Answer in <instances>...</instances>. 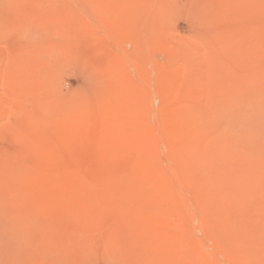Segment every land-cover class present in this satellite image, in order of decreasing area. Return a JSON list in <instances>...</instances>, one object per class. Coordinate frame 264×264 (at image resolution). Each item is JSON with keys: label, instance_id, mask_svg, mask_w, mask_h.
<instances>
[{"label": "rangeland", "instance_id": "rangeland-1", "mask_svg": "<svg viewBox=\"0 0 264 264\" xmlns=\"http://www.w3.org/2000/svg\"><path fill=\"white\" fill-rule=\"evenodd\" d=\"M0 264H264V0H0Z\"/></svg>", "mask_w": 264, "mask_h": 264}]
</instances>
